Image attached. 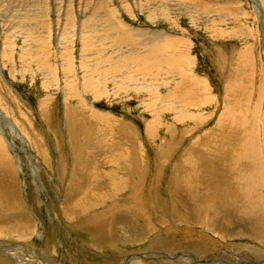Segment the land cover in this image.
Returning <instances> with one entry per match:
<instances>
[{
	"label": "rangeland",
	"instance_id": "374dc122",
	"mask_svg": "<svg viewBox=\"0 0 264 264\" xmlns=\"http://www.w3.org/2000/svg\"><path fill=\"white\" fill-rule=\"evenodd\" d=\"M0 112L1 264H264V0H0Z\"/></svg>",
	"mask_w": 264,
	"mask_h": 264
},
{
	"label": "bare ground",
	"instance_id": "6f19581e",
	"mask_svg": "<svg viewBox=\"0 0 264 264\" xmlns=\"http://www.w3.org/2000/svg\"><path fill=\"white\" fill-rule=\"evenodd\" d=\"M32 2V1H31ZM100 4V3H99ZM100 7V6H99ZM98 13H99V11H98ZM104 13V12H103ZM111 13V12H110ZM103 15V14H102ZM90 16V15H89ZM97 18L98 17V15L97 14H93L92 15V18ZM91 17V16H90ZM99 17H100V15H99ZM105 17H106V15H105ZM98 19V18H97ZM93 20H95V19H93ZM93 20H89L91 23L92 22H94ZM99 20H101V19H99ZM103 21V20H102ZM110 21V20H109ZM89 22V23H90ZM96 22V21H95ZM106 22V21H105ZM89 23H88V25H89ZM98 24H99V22H98ZM105 24V23H104ZM92 25V24H91ZM95 25V24H94ZM88 27V26H87ZM91 27H93V26H91ZM91 27H89V28H91ZM104 27V26H103ZM92 29H94V28H92ZM100 29V28H99ZM80 30V29H79ZM91 31V30H90ZM90 31H88V32H90ZM102 31V30H101ZM118 32H120V31H118ZM147 32V31H146ZM115 33H117V31H115ZM121 33V32H120ZM154 33H157V32H154ZM154 33H152V34H154ZM87 34V33H86ZM121 34H124V33H121ZM120 34V35H121ZM91 35V34H90ZM112 35V34H111ZM113 35H114V33H113ZM151 35V34H150ZM154 35H156V34H154ZM158 35H161V34H158ZM100 36V35H99ZM110 36V35H109ZM118 36H119V34H118ZM122 36V35H121ZM121 36H119L120 38H121ZM124 36V35H123ZM122 36V37H123ZM126 37H129L128 35H125ZM163 36V35H162ZM118 37V38H119ZM132 37V36H131ZM151 37V36H150ZM85 38V37H84ZM87 38V37H86ZM116 38V37H115ZM123 38H125V37H123ZM132 38H134V37H132ZM156 38H158V37H156ZM162 38V37H161ZM143 39V38H142ZM151 39V38H150ZM162 39H164V38H162ZM161 39V40H162ZM116 41V40H115ZM120 41V40H119ZM121 41H123V43L126 45V44H128V45H130L131 44V42L132 41H130V37L129 38H127L126 40H121ZM134 42H140V41H142L141 39H138V38H136L135 40H133ZM159 42V41H158ZM93 43V42H92ZM147 43L149 44V42L147 41ZM162 43H164V42H162ZM119 44H121V43H119ZM127 45V46H128ZM115 46V45H114ZM120 46V45H119ZM111 47V46H110ZM145 47V46H144ZM152 47V46H151ZM135 48V47H134ZM164 48V47H163ZM115 49V48H114ZM111 50H112V48H111ZM150 50V49H149ZM153 50V49H152ZM168 50V49H167ZM131 51V50H130ZM112 52V51H111ZM132 52H133V50H132ZM142 52V51H141ZM144 52V51H143ZM130 53V52H129ZM87 56V55H86ZM132 58V57H131ZM145 60V59H144ZM98 63V62H97ZM100 64V63H99ZM134 64V63H133ZM140 64V63H139ZM138 65V64H137ZM142 65V64H141ZM148 65V64H147ZM92 67V66H91ZM97 67V66H96ZM134 67V66H133ZM132 67V68H133ZM135 69H136V66H135ZM146 69V68H145ZM148 72V71H147ZM131 75V74H130ZM126 84V83H125ZM124 84V85H125ZM96 86V85H95ZM88 87H90V86H88ZM84 89V88H83ZM86 89H88L87 88V86H86ZM90 89V88H89ZM88 89V90H89ZM156 89V88H155ZM132 91V90H131ZM225 99V98H224ZM237 99H238V96H237ZM152 100V99H151ZM178 106V105H177ZM178 107H181V106H178ZM182 107H183V105H182ZM189 107V106H188ZM159 109V108H158ZM0 114H1V112H0ZM178 118H182V116L181 115H179L178 116ZM231 118V117H230ZM229 118V119H230ZM228 119V120H229ZM20 135V134H19ZM19 137V136H18ZM19 138H21V137H19ZM18 138V139H19ZM22 139V138H21ZM223 156V155H222ZM237 157V156H236ZM246 156H244V158H245ZM2 158V157H1ZM6 159V158H5ZM12 167H10V169H11ZM12 171H13V168H12ZM230 171V173H232L233 172V169H231V170H229ZM2 172H3V170H2ZM8 177V176H7ZM138 182V181H137ZM7 183H9V182H7ZM6 183V184H7ZM9 186H11L10 184H9ZM7 187H8V184H7ZM14 187V186H13ZM153 194V193H152ZM141 198V197H140ZM142 200H143V198H142ZM153 200V199H152ZM137 201V200H136ZM138 201H139V204H141V205H138L137 207H138V209H137V211H141V207L143 208L144 207V202L143 201H145V200H143V201H140L139 199H138ZM146 202V201H145ZM133 206V205H132ZM147 208V207H146ZM260 208V209H259ZM263 211L264 212V206H262V203H260L259 204V206H258V209L256 210H254V213H250V216H249V218H248V221H249V223L250 224H248L247 226H248V230H249V232H251V234L252 235H255V234H257V232L258 233H261V232H264V227H260V224H258L257 223V221H255L254 219H256V218H253V216L254 217H258V218H260L261 217V215L259 214V211ZM249 215V214H248ZM246 220H244L243 222H245ZM32 223V222H31ZM24 224V223H23ZM244 224V223H243ZM29 225V224H28ZM6 226V225H5ZM259 227V229H257V228ZM210 228V227H209ZM179 230V229H178ZM187 230V229H186ZM185 230V231H186ZM173 232V231H172ZM178 232V231H177ZM29 233V232H28ZM101 233V232H100ZM188 233H191L192 234V232H186V234H188ZM194 233V232H193ZM248 233V232H247ZM195 234V233H194ZM202 234V233H201ZM169 235V234H168ZM189 236V235H188ZM200 237V236H199ZM189 238H191L190 236H189ZM207 241H206V240ZM185 240V239H184ZM191 240V239H190ZM200 241V240H203V241H206V242H208V240L209 241H211L209 238H206V236L204 235L203 237H200L199 239L197 238V239H195V242H197V241ZM202 241V242H203ZM200 243V242H199ZM211 243V242H210ZM204 244V243H203ZM214 244V243H213ZM202 247L203 248H205L204 247V245H202ZM28 248V247H27ZM201 248V247H200ZM250 248H252V247H250ZM249 248V249H250ZM195 249H198V248H195ZM248 249V248H247ZM255 249V248H254ZM254 249H252L251 251H253ZM236 250H234V252H232V253H228L229 254V257L231 258V260H224L223 258H220V257H218V258H214L213 256L211 257V256H208V258L207 257H204V255H203V257L202 258H199L200 256H196L194 253H192V255L194 254V257H192V258H184V259H180L179 261H177V262H173L172 264H190V260H192V262H191V264H260V261L258 262V260H259V258L257 257V253H255L254 251L251 253V252H240V251H236ZM248 251V250H247ZM229 252V251H228ZM250 254L251 256H252V259H251V257L250 256H248V255ZM212 255V254H211ZM26 256V255H25ZM261 256V255H260ZM260 258H262V257H260ZM25 259V258H24ZM28 260V259H27ZM130 260H132V259H129L128 261H130ZM29 261H31V260H29ZM254 261V262H253ZM19 262V264H20V262L21 261H18ZM28 262V261H27ZM22 263V262H21ZM26 263V262H25ZM30 263V262H29ZM33 263V262H32ZM125 263H126V261H125ZM125 263H123V264H125ZM1 264V263H0ZM4 264V263H3ZM27 264V263H26Z\"/></svg>",
	"mask_w": 264,
	"mask_h": 264
}]
</instances>
